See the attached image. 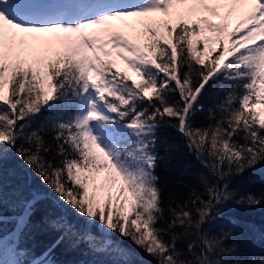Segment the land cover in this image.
Returning <instances> with one entry per match:
<instances>
[{
    "label": "snow or ice",
    "instance_id": "6c2138e0",
    "mask_svg": "<svg viewBox=\"0 0 264 264\" xmlns=\"http://www.w3.org/2000/svg\"><path fill=\"white\" fill-rule=\"evenodd\" d=\"M15 2L0 0V166L14 150L48 190L18 200L17 234L47 199L57 243L71 238L114 264H137L114 236L155 264H264L226 260L238 244L221 226L229 204L264 202L232 187L264 162V0H91L46 22ZM216 85L225 95L203 107ZM161 127L203 169L199 187L185 185L187 198L172 193L167 206L156 169L167 158L158 149L172 145Z\"/></svg>",
    "mask_w": 264,
    "mask_h": 264
},
{
    "label": "trees",
    "instance_id": "16d2710c",
    "mask_svg": "<svg viewBox=\"0 0 264 264\" xmlns=\"http://www.w3.org/2000/svg\"><path fill=\"white\" fill-rule=\"evenodd\" d=\"M218 88L219 85H216L204 95L201 100L203 107H211L223 98L225 94H218ZM205 114L203 111L197 112L193 117V123L200 124L204 121ZM49 115L45 112L39 116L34 127L45 123ZM157 135L172 145L171 151L167 154L163 147L158 149L159 154L166 155L167 158L161 161L156 169L160 183L164 186L165 206H167V198L172 193L176 194L177 201L182 202L187 198L190 187L185 185L199 187L196 183V176L203 169L195 158L188 154L187 149L183 147V139L173 128L161 127ZM50 136L51 133H49ZM182 172L185 174L181 175ZM232 187L240 193L251 192L258 197L264 194V162L236 176L232 181ZM35 191L48 192L45 186L40 184L30 170L15 156L13 150L0 166V200H2L0 263L3 253L6 252L15 253V259L29 261L46 256L52 264H114L119 259L116 255L94 252L84 243L74 244L71 238L57 243L60 234L45 223L46 217L53 215L52 206L47 199L42 200L36 206L29 227L25 230L23 237H20L14 227L15 205L18 200L28 197ZM221 226L225 231L230 227L234 230V241H226V244L233 242L238 244V251L226 256V260L247 258L252 255L264 256V202L256 206L229 204L224 211V222ZM114 239L120 241L125 248L135 254L134 260L137 264L141 262L142 264H155L152 257L136 248L128 240L121 241L118 236H114ZM15 251L20 253L19 257Z\"/></svg>",
    "mask_w": 264,
    "mask_h": 264
},
{
    "label": "rangeland",
    "instance_id": "374dc122",
    "mask_svg": "<svg viewBox=\"0 0 264 264\" xmlns=\"http://www.w3.org/2000/svg\"><path fill=\"white\" fill-rule=\"evenodd\" d=\"M47 0H16L13 10L19 13L35 15L41 17L40 22H46L48 18L57 16L58 14H67L69 16L80 14L87 10V3L91 0H61V3L53 2L50 6H46ZM12 3V0H10ZM15 253H3L0 264H11L15 259Z\"/></svg>",
    "mask_w": 264,
    "mask_h": 264
}]
</instances>
